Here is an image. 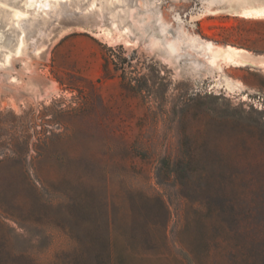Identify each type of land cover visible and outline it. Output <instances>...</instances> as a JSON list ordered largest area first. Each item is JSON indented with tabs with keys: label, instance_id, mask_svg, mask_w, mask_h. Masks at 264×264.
Listing matches in <instances>:
<instances>
[{
	"label": "rangeland",
	"instance_id": "1",
	"mask_svg": "<svg viewBox=\"0 0 264 264\" xmlns=\"http://www.w3.org/2000/svg\"><path fill=\"white\" fill-rule=\"evenodd\" d=\"M262 5L0 0V264H264Z\"/></svg>",
	"mask_w": 264,
	"mask_h": 264
},
{
	"label": "bare ground",
	"instance_id": "2",
	"mask_svg": "<svg viewBox=\"0 0 264 264\" xmlns=\"http://www.w3.org/2000/svg\"><path fill=\"white\" fill-rule=\"evenodd\" d=\"M245 16L247 17H261L264 16V5L259 6V7H252L248 8L244 11ZM14 16L16 19H19L22 16V13L19 11H16L14 13ZM106 36H110L109 31L104 32ZM194 51L197 52V54H201L205 52L204 54L207 55V58L209 59V62L213 66L219 67L217 60L220 59H227L232 66L235 67H241L245 66V64H250L249 60L245 57V54L247 51L242 48H236L230 45H226L223 48H214L213 44L208 43V42H200V43H192ZM18 52V49H17ZM10 55L6 56L5 61L7 63L10 62ZM261 66L264 67V63H261ZM217 87L219 88H224L225 90L228 91H235L236 90V85L235 83L228 79L224 78L222 81L219 79L216 82Z\"/></svg>",
	"mask_w": 264,
	"mask_h": 264
},
{
	"label": "trees",
	"instance_id": "3",
	"mask_svg": "<svg viewBox=\"0 0 264 264\" xmlns=\"http://www.w3.org/2000/svg\"><path fill=\"white\" fill-rule=\"evenodd\" d=\"M110 249V245L108 244H106V247L104 246V253H106V255L108 254L109 255V250ZM106 251V252H105ZM111 252V251H110ZM257 257H258V255H257ZM246 259H247V255L246 254H243V255H241V260L242 261H246Z\"/></svg>",
	"mask_w": 264,
	"mask_h": 264
},
{
	"label": "crops",
	"instance_id": "4",
	"mask_svg": "<svg viewBox=\"0 0 264 264\" xmlns=\"http://www.w3.org/2000/svg\"><path fill=\"white\" fill-rule=\"evenodd\" d=\"M94 64H95V67H98V60H97V58H95Z\"/></svg>",
	"mask_w": 264,
	"mask_h": 264
}]
</instances>
